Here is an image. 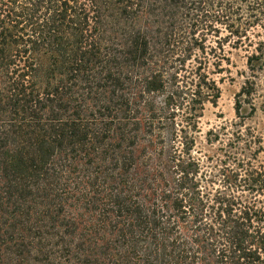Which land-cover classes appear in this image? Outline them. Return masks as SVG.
I'll list each match as a JSON object with an SVG mask.
<instances>
[{"label":"trees","instance_id":"trees-1","mask_svg":"<svg viewBox=\"0 0 264 264\" xmlns=\"http://www.w3.org/2000/svg\"><path fill=\"white\" fill-rule=\"evenodd\" d=\"M235 48L264 0H0V264H264V164L192 154Z\"/></svg>","mask_w":264,"mask_h":264},{"label":"rangeland","instance_id":"rangeland-1","mask_svg":"<svg viewBox=\"0 0 264 264\" xmlns=\"http://www.w3.org/2000/svg\"><path fill=\"white\" fill-rule=\"evenodd\" d=\"M229 63L223 62V71L212 75L220 94L216 102H206L198 118V131L192 154L206 160L231 162L236 158H251L264 164V114L260 103L264 96V65L251 73L247 67V52L229 49ZM254 74V76H251ZM247 79L256 84L254 104L250 113L247 104L236 113L237 93Z\"/></svg>","mask_w":264,"mask_h":264}]
</instances>
